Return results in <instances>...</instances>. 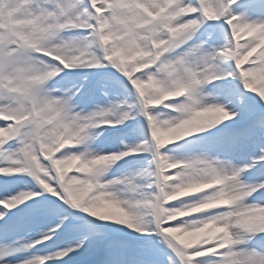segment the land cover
<instances>
[{"label": "clouds", "instance_id": "obj_1", "mask_svg": "<svg viewBox=\"0 0 264 264\" xmlns=\"http://www.w3.org/2000/svg\"><path fill=\"white\" fill-rule=\"evenodd\" d=\"M101 246L264 264V0H0V264Z\"/></svg>", "mask_w": 264, "mask_h": 264}, {"label": "rangeland", "instance_id": "obj_2", "mask_svg": "<svg viewBox=\"0 0 264 264\" xmlns=\"http://www.w3.org/2000/svg\"><path fill=\"white\" fill-rule=\"evenodd\" d=\"M66 237L69 236L70 234H65ZM106 253L103 250V246H101L100 250L96 251L95 253L91 254L89 259H87V264H97L98 261L104 257Z\"/></svg>", "mask_w": 264, "mask_h": 264}, {"label": "bare ground", "instance_id": "obj_3", "mask_svg": "<svg viewBox=\"0 0 264 264\" xmlns=\"http://www.w3.org/2000/svg\"><path fill=\"white\" fill-rule=\"evenodd\" d=\"M90 256L91 254L87 257H77L72 261V264H87V259H89Z\"/></svg>", "mask_w": 264, "mask_h": 264}]
</instances>
